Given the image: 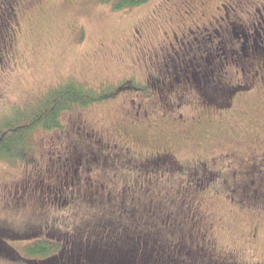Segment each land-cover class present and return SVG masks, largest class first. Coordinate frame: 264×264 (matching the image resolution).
<instances>
[{"label":"rangeland","instance_id":"rangeland-1","mask_svg":"<svg viewBox=\"0 0 264 264\" xmlns=\"http://www.w3.org/2000/svg\"><path fill=\"white\" fill-rule=\"evenodd\" d=\"M15 3L17 21L8 28L10 45L0 59V124L18 119L45 91L69 82L113 96L66 111L59 129L34 131L22 160L0 159V227L26 231L34 224L54 226L53 233L63 240L52 242L62 245L65 256L72 259L86 252L87 239L97 230L111 228L145 235L137 240L141 249L173 252L175 257L181 240L180 251L190 256H184L186 264H216L212 258L220 253L231 254L241 264H264V212L229 203L226 184L207 183V171L219 169L222 154L217 141L205 145L213 130L201 123L193 128L202 116L199 102L181 111L184 129L191 128L185 136L143 132L130 123L136 114L132 101L136 105L142 99L127 82L136 80L146 94L152 91L141 76L146 66L137 61L160 53L156 41L161 19L172 17L173 4L182 1L155 0L128 11H114L112 4L95 0ZM136 19L141 21L138 27ZM133 27L144 33L141 44L132 40ZM132 75L135 78L129 79ZM144 101L152 111L151 121H159V101ZM67 136L73 148L51 150L52 142L64 145ZM100 137L102 146L111 144L110 150L96 149ZM82 156L95 157V164L86 166L81 160L82 165L75 167ZM85 182L92 183L87 192ZM92 190L96 196L82 197ZM70 193L75 198L65 208L62 199ZM131 210L137 213L128 220L129 214L121 212ZM199 230L208 232L203 245L196 240ZM46 231L35 239L7 238L4 248L10 254L0 255V264H31L25 258L26 247L50 240L46 234L51 232ZM94 245H99L97 240ZM17 254L25 261L12 260Z\"/></svg>","mask_w":264,"mask_h":264},{"label":"flooded vegetation","instance_id":"flooded-vegetation-1","mask_svg":"<svg viewBox=\"0 0 264 264\" xmlns=\"http://www.w3.org/2000/svg\"><path fill=\"white\" fill-rule=\"evenodd\" d=\"M13 1L0 0V59L10 45L8 28L17 21L18 4L13 5ZM181 1V4H173L175 13L172 17L161 19L162 28L156 41L160 53L146 54L137 61L146 66L145 73L140 75L147 80L146 85L152 91L146 94L145 88H139L142 84L136 80L127 82L137 92L136 98L142 99L136 105L132 101L136 114L130 123L152 134L158 130L164 134L185 136L191 128L184 129L186 122L181 111L198 101L202 116L193 128L203 124L205 129L213 130L214 134L205 145L217 141L222 154L219 169L210 167L207 171V183L210 186L226 184L228 196L225 198L229 203L264 212V0ZM135 21L138 27L141 21ZM136 27L132 29V40L134 44H141L144 33ZM131 78L135 77L132 75ZM147 99H157L161 104L159 121H151L152 111L144 101ZM65 138L67 143L69 136ZM101 138L94 143L99 145L96 149L110 150L111 144L102 146ZM65 143L52 142L49 147L54 152L59 148L68 152L73 146ZM112 147L117 150L116 144ZM82 157L75 167L82 165L81 160H85L83 164L86 166L95 164V157ZM76 170H72V175H76ZM91 184L83 183L86 192ZM92 195L96 196L93 190L82 197ZM63 198V205L68 208L75 197L70 193ZM121 213L123 216L128 213L126 218L131 220L137 211ZM44 226L30 225L26 231L0 227V255L10 254L4 248L8 239H35L45 229L47 233L51 232L46 235L53 238L50 237L49 242L57 238L63 240L53 233L54 226ZM199 232L196 240L203 245L208 242V232ZM214 256L212 260L216 264H241L228 253ZM186 257L189 258L188 254ZM23 258L17 254L12 260L25 261ZM183 260L187 261L186 258Z\"/></svg>","mask_w":264,"mask_h":264},{"label":"trees","instance_id":"trees-1","mask_svg":"<svg viewBox=\"0 0 264 264\" xmlns=\"http://www.w3.org/2000/svg\"><path fill=\"white\" fill-rule=\"evenodd\" d=\"M95 1L102 5L112 4L114 11H128L146 5L152 0ZM111 96H113L111 92L103 89L97 92L73 82H69L65 87L59 86L45 91L18 119L0 124V159L22 160L25 155L24 147L28 136L34 131L59 129L61 127V115L66 111L99 104L110 100ZM144 236L139 233L137 235L129 232H118V230L115 231L111 228H106L105 231L97 230L94 237L87 239L89 244L87 247L85 246L86 252L79 254L77 251L78 254L74 255V259L65 256L62 245L59 247L52 241L39 240V242L26 247L25 258L29 259L31 264H186L187 261L182 262L187 253L180 251L181 240H178L179 244L174 249L175 252H179L175 254L176 258L173 256V252L160 253L154 248L150 251L146 248L141 249L139 246L141 243H137V240L142 241ZM96 240L99 245H94ZM149 243L159 246L155 241H149ZM159 248L161 247L159 246ZM57 254L59 257L56 256Z\"/></svg>","mask_w":264,"mask_h":264}]
</instances>
